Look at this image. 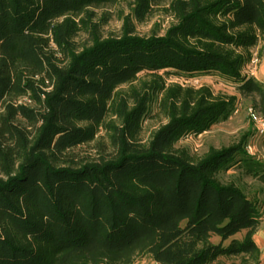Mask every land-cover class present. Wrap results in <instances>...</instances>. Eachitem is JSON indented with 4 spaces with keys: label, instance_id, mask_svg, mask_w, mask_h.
<instances>
[{
    "label": "trees",
    "instance_id": "trees-1",
    "mask_svg": "<svg viewBox=\"0 0 264 264\" xmlns=\"http://www.w3.org/2000/svg\"><path fill=\"white\" fill-rule=\"evenodd\" d=\"M117 1L0 0V264H259V199L219 178L240 166L264 182L248 137L197 160L176 148L227 120L238 96L163 81L128 97L118 88L142 72L219 76L264 112V84L244 73L264 0H171L178 22L164 36L102 38L92 8ZM158 1L136 0L135 18ZM81 31L89 43L75 40ZM162 92L170 120L143 144ZM109 113L123 122L110 125L113 152L80 159Z\"/></svg>",
    "mask_w": 264,
    "mask_h": 264
},
{
    "label": "rangeland",
    "instance_id": "rangeland-1",
    "mask_svg": "<svg viewBox=\"0 0 264 264\" xmlns=\"http://www.w3.org/2000/svg\"><path fill=\"white\" fill-rule=\"evenodd\" d=\"M136 0H119L115 3L105 4L92 8L95 17L93 22L97 25L98 33L102 38L120 37L124 33L132 31L130 34L150 37L152 35L164 36L169 28L178 22L176 14L171 8V0H159L153 4L152 11L143 20H137L134 16ZM90 34L81 31L75 40L79 44L90 42ZM264 40V37L262 38ZM252 54L257 53L251 49ZM258 54V53H257ZM250 63V62H249ZM249 63L244 67L246 73ZM158 75L147 72L139 74L137 79L130 83L123 84L118 91L127 96L134 91L141 93L151 92L155 81H163L165 88L180 86L182 89H200L209 87L215 95L221 94L226 97L237 95L238 100L229 118L215 124L210 130L198 135H188L182 138L177 144V149H185L197 160L204 156L208 150L221 148L239 143L243 138L248 137L246 146L252 145L251 155L264 161V135L259 136L254 121L250 114L251 109L257 112L260 110L253 105L250 97L241 96L238 93L235 82L219 76H195L188 77L174 73L161 71ZM164 92L154 95L149 112L145 116L138 134V140L147 144L153 134L170 120L168 111L162 106ZM128 97V96H127ZM258 104L261 100L257 98ZM122 120L113 113H109L105 122L100 124L96 138L92 142L80 146L76 152L80 159L95 160L101 156H108L113 152L112 127L110 125L122 126ZM219 178L223 182H234L238 184L250 197L258 198L263 210L264 220V182L259 178L252 177L244 172L240 166H234L227 171L219 173ZM214 242L219 241V236H214ZM241 257L234 256L222 258L212 264H243ZM151 258L139 261L137 264H154Z\"/></svg>",
    "mask_w": 264,
    "mask_h": 264
},
{
    "label": "crops",
    "instance_id": "crops-1",
    "mask_svg": "<svg viewBox=\"0 0 264 264\" xmlns=\"http://www.w3.org/2000/svg\"><path fill=\"white\" fill-rule=\"evenodd\" d=\"M253 51L260 53V62L253 77L257 81L264 84V40H261L259 44L253 48ZM254 238L260 250L261 261L259 264H264V220L262 221L259 229L255 233Z\"/></svg>",
    "mask_w": 264,
    "mask_h": 264
},
{
    "label": "built area",
    "instance_id": "built-area-1",
    "mask_svg": "<svg viewBox=\"0 0 264 264\" xmlns=\"http://www.w3.org/2000/svg\"><path fill=\"white\" fill-rule=\"evenodd\" d=\"M259 62H260L259 55L257 53H254L253 57L249 63V66H248L246 73L250 76H254ZM250 114L252 116L255 127L257 129L256 130L257 134L259 136H263L264 135V112L259 113V112L255 111L254 109H251ZM246 148H247L249 153H252V150H253L252 145H248V146H246ZM154 264H165V263L155 262Z\"/></svg>",
    "mask_w": 264,
    "mask_h": 264
}]
</instances>
